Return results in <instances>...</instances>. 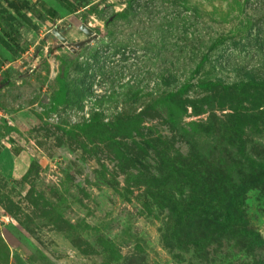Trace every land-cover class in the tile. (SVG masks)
<instances>
[{
    "label": "rangeland",
    "instance_id": "obj_1",
    "mask_svg": "<svg viewBox=\"0 0 264 264\" xmlns=\"http://www.w3.org/2000/svg\"><path fill=\"white\" fill-rule=\"evenodd\" d=\"M70 3L0 0V264H264V0Z\"/></svg>",
    "mask_w": 264,
    "mask_h": 264
},
{
    "label": "crops",
    "instance_id": "obj_2",
    "mask_svg": "<svg viewBox=\"0 0 264 264\" xmlns=\"http://www.w3.org/2000/svg\"><path fill=\"white\" fill-rule=\"evenodd\" d=\"M9 147H3V149L0 150V175L4 178H7L8 176H18L22 174L26 169L24 162L21 160L20 154H14L12 151H9ZM6 158V161L8 162V168L4 169L2 168V162L1 158ZM4 172L5 175L2 173Z\"/></svg>",
    "mask_w": 264,
    "mask_h": 264
},
{
    "label": "water",
    "instance_id": "obj_3",
    "mask_svg": "<svg viewBox=\"0 0 264 264\" xmlns=\"http://www.w3.org/2000/svg\"><path fill=\"white\" fill-rule=\"evenodd\" d=\"M69 23L73 25L75 28H78L80 31H82L86 36L91 37L92 31L82 22L80 21L76 16H71L68 19ZM52 34L57 37L62 43H66V38L62 36V34L54 30L52 31ZM85 43V41H82L76 45V47H80Z\"/></svg>",
    "mask_w": 264,
    "mask_h": 264
},
{
    "label": "trees",
    "instance_id": "obj_4",
    "mask_svg": "<svg viewBox=\"0 0 264 264\" xmlns=\"http://www.w3.org/2000/svg\"><path fill=\"white\" fill-rule=\"evenodd\" d=\"M56 2L63 7H67L68 5L71 4L70 0H56ZM45 12L47 16L53 19L57 17V13L53 9L45 8Z\"/></svg>",
    "mask_w": 264,
    "mask_h": 264
}]
</instances>
